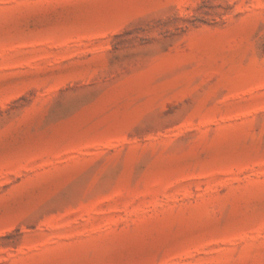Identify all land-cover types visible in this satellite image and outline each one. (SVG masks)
I'll list each match as a JSON object with an SVG mask.
<instances>
[{"label": "rangeland", "instance_id": "obj_1", "mask_svg": "<svg viewBox=\"0 0 264 264\" xmlns=\"http://www.w3.org/2000/svg\"><path fill=\"white\" fill-rule=\"evenodd\" d=\"M0 264H264V0H0Z\"/></svg>", "mask_w": 264, "mask_h": 264}]
</instances>
